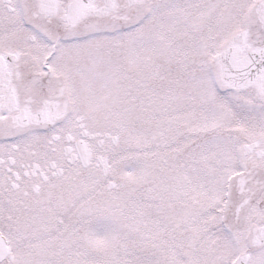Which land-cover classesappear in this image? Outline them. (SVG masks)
I'll return each mask as SVG.
<instances>
[{"label": "snow or ice", "instance_id": "1", "mask_svg": "<svg viewBox=\"0 0 264 264\" xmlns=\"http://www.w3.org/2000/svg\"><path fill=\"white\" fill-rule=\"evenodd\" d=\"M0 264H264V0H0Z\"/></svg>", "mask_w": 264, "mask_h": 264}]
</instances>
